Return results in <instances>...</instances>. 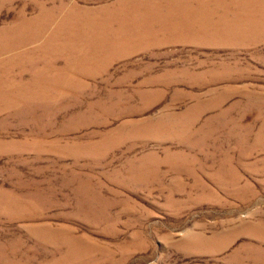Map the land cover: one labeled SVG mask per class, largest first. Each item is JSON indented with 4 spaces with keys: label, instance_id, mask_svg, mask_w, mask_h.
Instances as JSON below:
<instances>
[{
    "label": "rangeland",
    "instance_id": "rangeland-1",
    "mask_svg": "<svg viewBox=\"0 0 264 264\" xmlns=\"http://www.w3.org/2000/svg\"><path fill=\"white\" fill-rule=\"evenodd\" d=\"M114 1L0 0V264H264V7Z\"/></svg>",
    "mask_w": 264,
    "mask_h": 264
},
{
    "label": "bare ground",
    "instance_id": "bare-ground-1",
    "mask_svg": "<svg viewBox=\"0 0 264 264\" xmlns=\"http://www.w3.org/2000/svg\"><path fill=\"white\" fill-rule=\"evenodd\" d=\"M178 1L179 0H173L170 7L174 11H183V7L179 4ZM158 2L159 0H142V1H137V2L133 0L114 1L110 9L108 10V12L112 15V18L116 24L113 31L115 33L125 32L127 30L123 26L125 22L133 30H135L138 34L145 35L146 30H147V26L145 23V16L143 13L138 12V9L147 10L149 6L151 5L156 6ZM254 4L259 7H264V0H197V3H193V6H192L193 8H191V10H192V14L195 16L205 15V16H208L214 19L211 22H205L201 26V29L203 31H205L212 37L222 36V39L223 37L228 39L229 36H235L236 34L235 30L232 27V24H234L238 19H244V17L246 16V13H252L254 11L255 6L252 8H247L246 5L249 6V5H254ZM210 6H213V8H211ZM255 8L258 10L257 14L259 16V14L262 11L257 7ZM219 9L222 10L220 13L218 11ZM217 13H218L217 18H215ZM155 14L163 15V13L159 11V9L157 10ZM164 15H167V14H164ZM103 25H106V24H100V27ZM177 28H178V25L175 26V29ZM245 29L242 26L240 27V30L242 32H244ZM9 46L7 45L6 47H9ZM79 58L81 57L79 56L76 61L65 62L64 66L68 68V67H72V64L74 63H80ZM26 86H20V87H26ZM30 86L31 85H29L28 87Z\"/></svg>",
    "mask_w": 264,
    "mask_h": 264
}]
</instances>
